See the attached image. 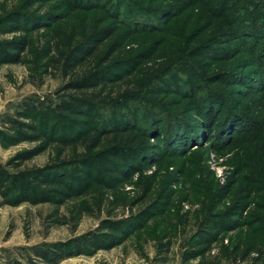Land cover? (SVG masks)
<instances>
[{"label": "trees", "instance_id": "trees-1", "mask_svg": "<svg viewBox=\"0 0 264 264\" xmlns=\"http://www.w3.org/2000/svg\"><path fill=\"white\" fill-rule=\"evenodd\" d=\"M37 1L54 0L28 3ZM57 1L64 10L57 16L50 9L39 19L19 10L0 16V34L12 35L0 39V68L26 63L42 75H59L63 80L55 102L26 100L15 116L5 118L8 131L0 129V143L34 145L0 164L4 204H62L85 194L92 185L116 187L154 162L148 159L157 155L151 139L165 136L175 149L183 146L191 123L186 111L192 109L201 118L197 125L205 130L208 141L218 136L237 151L243 170L239 192L247 198L257 192L264 205V102L255 94L244 96L245 113H226L224 92L234 82L230 73L212 70L228 61L227 55L234 50L229 47L240 35L250 32L254 40L262 36L263 24H256L264 0ZM154 2L158 4L152 6ZM248 9L251 22L245 27L242 22ZM79 11L86 18L69 23ZM42 27L46 36L34 39L33 32ZM141 34L147 44L128 54L126 45ZM116 52L119 57L113 56ZM248 113L263 119L255 123ZM57 143L80 147L81 152L18 169ZM150 190L151 185L144 188L145 193ZM243 208L236 198L225 211V221L213 227L231 221L232 228L238 227L232 218ZM143 215L144 211L129 220H107L102 225L105 232L37 249L36 257L57 264L90 249L112 248L128 236L123 229L132 225L129 221L139 225L135 229L142 227ZM253 219L264 236V212L254 213ZM208 242L195 241L187 258L203 255ZM255 250L259 251V245L241 252L242 259Z\"/></svg>", "mask_w": 264, "mask_h": 264}, {"label": "rangeland", "instance_id": "rangeland-1", "mask_svg": "<svg viewBox=\"0 0 264 264\" xmlns=\"http://www.w3.org/2000/svg\"><path fill=\"white\" fill-rule=\"evenodd\" d=\"M58 3L57 0L32 4L28 0H0V16L19 10L32 13L39 19L49 9L57 16L64 12ZM260 9L262 13L256 26L263 24L262 36L254 40L250 32L240 35L236 44L229 47H234V50L229 49L228 61L212 67L213 71L230 73L234 82L224 92L226 113L236 110L237 114L245 113L243 104L247 99L244 96L255 94L264 102V8ZM248 12L251 13V9ZM249 13L243 18L245 27L251 22L252 13ZM75 14L74 18H69L71 15L67 17L69 23L86 18L83 12ZM46 33L42 27L33 32L32 37L37 39ZM11 36L0 34V39ZM140 36L136 42H128L125 47L128 54L141 50L147 44L145 35ZM120 52L113 56L119 57ZM62 83L59 75H42L31 64L2 65L0 129L8 131L5 118L15 116L26 100L49 98L55 102L58 99L56 91L60 90ZM186 114L191 123L190 131L181 143L183 146L175 149L165 136L151 139L157 147V157L153 155L148 159H154V162L116 187L92 185L85 194L62 204L22 203L10 206L4 204L0 197V264H47L36 257L37 249L78 237L98 235L105 232L102 228L105 221L129 220L143 211L145 223L135 229L139 225L129 221L132 225L124 226L123 230L129 234L122 243L109 249H90L57 264H264V236L253 219L254 213L264 212L263 199L256 196L257 192L249 198L239 192L238 183L243 170L237 163V151L226 146L225 140L218 136L208 141L205 130L197 125L201 120L198 113L187 109ZM247 118L255 123L263 119L249 113ZM33 145L28 142L7 146L0 143V164L4 165L15 153ZM77 151L81 152V148L53 144L45 152L22 162L18 169L42 166ZM147 185H151L149 193L144 192ZM238 197L244 204L240 215L232 218L238 227L232 228L235 223L232 225L231 221L214 228V223L218 225L225 221V211L229 212V207ZM195 241L209 242L203 255L187 258ZM255 245H259V251L255 250L242 259L241 252L245 253Z\"/></svg>", "mask_w": 264, "mask_h": 264}]
</instances>
